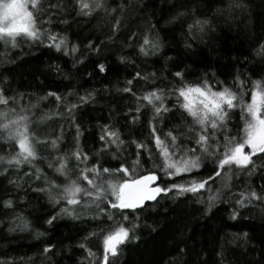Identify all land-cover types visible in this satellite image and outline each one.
<instances>
[{"label":"trees","instance_id":"16d2710c","mask_svg":"<svg viewBox=\"0 0 264 264\" xmlns=\"http://www.w3.org/2000/svg\"><path fill=\"white\" fill-rule=\"evenodd\" d=\"M104 2L111 8L121 5L124 0ZM227 2L228 0H225V3ZM244 2L247 10L244 13L236 10L237 18L226 24L213 17L215 9L222 6L218 0H128L132 6L124 13L123 24L115 43L107 41L111 29L103 10L93 17H76L75 13H72L68 16L69 24L44 25L58 37L66 38L61 51L54 47L49 48L47 45L50 41L46 38L44 44H23L15 49L10 46L6 48L0 41V53H6L0 55V73L8 78L12 89L32 93L33 102L35 94L55 91L61 95L72 92L73 95L68 97L66 102L76 103L78 96L96 90L95 98L76 111V120L82 125L81 147L91 157V164L97 159L95 153L101 146L99 136L104 124L120 131L122 138L129 142L133 138L146 139L150 136L148 120L152 114L151 109H142L144 114L133 124L131 118L137 115L136 106L143 102L137 101L136 96L131 93L120 91L136 72L145 75L156 73L159 77L155 83H146L143 80L134 82L137 95H143L155 87L164 88L167 85L170 88L172 82L176 81L172 73L185 68L186 79L190 82H197L207 72L214 87L217 86L216 81H223L237 92L242 91L235 84V78L239 75L245 81L243 98L245 102H250L252 81L264 78V72L260 71L264 69V64L260 63L261 57L256 51L258 44L264 42V0ZM178 13L186 14L179 16L175 23H168L170 18ZM206 17L216 20V31L204 36V39H190L188 25L194 20ZM229 24L232 25L230 29ZM153 25L155 27H152ZM131 32H136L137 37L129 42L128 36ZM145 36L150 39L159 36L162 47L155 55L144 56L139 52V44ZM89 40L97 45L105 41L106 46L102 45L99 52L89 50L86 47ZM188 42L192 47H185ZM128 43H131L130 47L125 46ZM73 45L79 51L73 53ZM118 56L126 57V62L121 63ZM100 63L106 66V73H99L97 65ZM213 72L216 74L215 78H212ZM223 86L224 84L219 85ZM49 99L51 103L41 102L44 113L57 110L55 98ZM27 102L26 98L25 103ZM175 102V96L169 95L166 99L169 107ZM59 111L63 112V107ZM39 114L37 110V115ZM234 114L239 117V123L234 118L229 123L242 128L244 120L241 119L239 105ZM172 123H166L163 131H167ZM49 124L51 126L47 127L46 131L53 136L61 135L62 131L59 150H53L50 146L46 151L42 148L41 156L46 158L33 161L32 166L21 165L19 173L12 168L7 177L0 176V262L99 264L102 258V240L99 237H93L89 243L91 250L96 253L94 257L89 258L87 252L75 245L87 233L99 232L100 229L95 225L100 222H94L90 218L72 221L62 217L53 225H49L46 220L55 215L63 204L54 206L47 194L33 191L37 186H46L43 176L38 181L33 176L30 182L23 183L22 187L8 182L17 175L22 176L24 171L35 172L37 167L49 178L63 179L56 177L54 169L49 168L48 164L55 163L54 158L57 155H63L74 148L76 126L71 121L59 117H54ZM233 130L235 131V128ZM131 147L134 150V145ZM10 151L9 145L0 140V156L7 157ZM103 160L113 165L119 163L112 159L111 153L105 154ZM71 163L74 165L75 161L72 160ZM3 167L7 165H0V169ZM148 167L151 169V164ZM212 167V164H208L207 169L194 170L191 174L173 179L161 173L158 183L163 187L173 182L185 183L190 179H206ZM253 181L255 186L259 187L260 180L253 177ZM232 183L235 185L233 192L243 188L240 179L233 178ZM220 185L221 180L217 178L215 184L209 182L212 192L204 191L199 196H193L191 193L176 196L175 192L167 196L161 195L157 201L148 204L146 210L130 214L126 221L118 216L117 222L130 229V235L134 237L122 246L118 264H203L204 261L214 264L219 261L216 253L220 251L222 243L231 250L225 252V264H264V227L261 220L264 213L260 207L251 210V219L245 218L248 210L244 209L242 211L245 216L231 220L229 214L232 205L218 201L207 216L203 214L209 195L214 194ZM4 200H12L13 208L5 209ZM201 200L203 203L199 202ZM72 224L78 227L73 229ZM109 225L115 226L113 222H107L101 224V227L107 231ZM245 232L248 233L246 245L243 240L239 241V247L230 243ZM40 233L43 235H38ZM189 236L193 239L188 240V248L191 249L195 245V252L200 253L199 256H189L178 251L177 244L184 247L180 241L187 240ZM47 244L55 245V249L54 254L45 259L41 253Z\"/></svg>","mask_w":264,"mask_h":264},{"label":"snow or ice","instance_id":"6c2138e0","mask_svg":"<svg viewBox=\"0 0 264 264\" xmlns=\"http://www.w3.org/2000/svg\"><path fill=\"white\" fill-rule=\"evenodd\" d=\"M218 3L222 6L215 9L213 17L226 24L237 18L236 10H239V13L247 10L244 0H228L227 3L225 0H218ZM130 6L132 5L128 0L111 8L104 0H0V41L6 48L10 46L15 49L23 44H44L46 38L50 41L47 45L49 48L54 47L61 51L66 38L58 37L44 25L69 24L68 16L72 13H75L76 17H93L103 10L111 29L107 41L115 43L123 24L124 13ZM185 14L178 13L171 17L168 23H175L179 16ZM215 23L216 20L207 17L194 20L188 25V36L190 39H204V36L216 31ZM228 26L230 29L232 25ZM136 37L137 33L131 32L128 41H134ZM102 45L106 46V42L101 41L100 45H97L89 40L86 47L99 52ZM125 46L130 47L131 43ZM161 47L159 36L155 39L145 36L139 44V52L144 56L155 55ZM185 47L190 48L192 45L188 42ZM71 51L75 53L79 49L73 45ZM256 51L261 57L260 63L264 64V42L258 44ZM65 52L67 54L66 49ZM118 59L121 63L126 62L124 56H118ZM97 68L99 73L107 71L102 63L98 64ZM260 71L264 72V69ZM186 73V68L175 71L172 75L176 81L172 82L170 88L167 85L164 88L155 87L143 95L136 94L134 82L143 80L146 83H155L159 79L156 73L145 75L136 72L132 79H128L126 86L120 91L131 93L136 96L137 101L143 102L137 104V115L132 116L131 122L135 124L144 114L142 109L150 108V136L146 139L133 138L129 142L122 138L120 131L104 124L99 136L101 146L95 153L97 159L91 164V157L81 147L82 125L76 120V111L95 98L96 90L78 96L76 103L66 102L67 98L73 95L72 92L61 95L55 91L35 94L33 102L32 93L12 89L11 82L0 73V140L11 148L7 157L0 156V165H7L0 169V176L7 177L12 168L19 173L21 165L32 166L33 161L46 158L41 156L42 148L46 151L50 146L53 150H59L62 131L61 135L56 136L46 131L54 117L74 123V148L63 155H57L54 158L55 163L48 164L49 168L54 169L56 177H62V180L43 175L37 167L35 172L24 171L22 176L17 175L8 182L22 187L23 183H29L33 176L37 181L43 176L46 186H37L33 191L47 194L54 206L63 204L55 215L46 220L49 225H53L62 217L72 221L90 218L94 222H100L95 225L100 229L99 232L87 233L75 245L87 252L91 258L96 253L91 250L89 243L93 237H99L102 240V258L99 264H118L122 246L134 239L130 235L131 230L118 223L117 217L126 221L130 214L146 210L149 206L147 202L157 201V197L161 195L167 196L175 192L176 196L186 193L199 196L204 191L212 192L209 182L215 184L217 178H220V187L208 197V204L203 213L205 216L218 201L232 205L229 214L231 220L245 216L242 211L244 209L248 210L245 216L248 219L252 218L251 210L256 207H260L264 213V78L252 81L251 100L245 102L242 95L245 81L239 75L235 78V84L241 92L233 91L223 81H216L217 86L214 87L207 72L197 82L188 81ZM256 74L258 73H254ZM215 75L213 72L212 78H215ZM221 84L224 86L219 87ZM169 95L176 98L172 107L166 103ZM49 98H55L57 110L44 113L41 102L51 103ZM238 105L241 108V119L244 120L243 128L229 123ZM61 107L63 112L59 111ZM168 122H173L172 126L163 131V126ZM108 153L119 163L113 165L103 160ZM72 160L75 161L74 165ZM106 164L108 166H105ZM208 164L213 167L206 179H190L185 183L173 182L163 187L158 183L161 173L173 179L191 174L194 170L207 169ZM253 177L260 180L259 187L255 186ZM233 178L240 179L243 184V188L238 192L232 191L235 187ZM199 202L203 203L202 200ZM3 207L12 209L13 201L4 200ZM261 220L264 227V216ZM107 222H113L115 226L109 225V229L105 231L101 224ZM71 227L76 229L78 225L72 224ZM192 239L193 237L189 236L187 240L180 241L184 247L177 244L178 251L189 256H199L200 253L195 252V245L191 249L188 248V240ZM240 240L246 245L248 233H243V236L234 238L230 243L239 247ZM54 249L55 245L47 244L41 255L47 259L50 254H54ZM226 251L231 250L222 243L220 251L216 253L219 261L214 264H225ZM203 264H207V261Z\"/></svg>","mask_w":264,"mask_h":264},{"label":"rangeland","instance_id":"374dc122","mask_svg":"<svg viewBox=\"0 0 264 264\" xmlns=\"http://www.w3.org/2000/svg\"><path fill=\"white\" fill-rule=\"evenodd\" d=\"M233 118L236 120L237 123H239L240 119L237 115L233 114ZM249 119H250V117H249ZM242 128H243V126H242Z\"/></svg>","mask_w":264,"mask_h":264},{"label":"water","instance_id":"95a60500","mask_svg":"<svg viewBox=\"0 0 264 264\" xmlns=\"http://www.w3.org/2000/svg\"><path fill=\"white\" fill-rule=\"evenodd\" d=\"M158 198V197H157ZM153 202H155V201H151V202H147L148 204H151V203H153Z\"/></svg>","mask_w":264,"mask_h":264}]
</instances>
